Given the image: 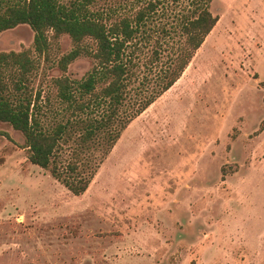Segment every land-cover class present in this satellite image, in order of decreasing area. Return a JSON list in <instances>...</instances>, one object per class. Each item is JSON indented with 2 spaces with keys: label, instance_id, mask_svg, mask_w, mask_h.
Segmentation results:
<instances>
[{
  "label": "rangeland",
  "instance_id": "1",
  "mask_svg": "<svg viewBox=\"0 0 264 264\" xmlns=\"http://www.w3.org/2000/svg\"><path fill=\"white\" fill-rule=\"evenodd\" d=\"M110 8L115 20L129 11L120 0L94 9ZM211 12L218 23L181 79L127 127L84 195L32 165L23 135L0 123V264H264V0H213ZM33 41L18 26L0 53ZM73 49L62 35L47 59L32 55L24 86L49 101L48 126L65 117L53 81L93 65L84 53L62 72ZM4 74L13 91L16 72Z\"/></svg>",
  "mask_w": 264,
  "mask_h": 264
},
{
  "label": "trees",
  "instance_id": "2",
  "mask_svg": "<svg viewBox=\"0 0 264 264\" xmlns=\"http://www.w3.org/2000/svg\"><path fill=\"white\" fill-rule=\"evenodd\" d=\"M100 1L0 0V35L22 25L34 34L32 50L0 53V123L20 132L28 161L75 197L87 192L127 127L181 79L219 20L213 0H120L129 11L116 20V10L94 9ZM168 15L173 22L163 24ZM62 35L74 44L58 62L62 72L84 53L93 65L80 81H53L65 117L48 126L42 111L49 101L40 91L33 97L24 82L37 66L32 55L47 59L51 41ZM174 37L179 42L162 50ZM7 69L17 75L13 91L3 81Z\"/></svg>",
  "mask_w": 264,
  "mask_h": 264
}]
</instances>
